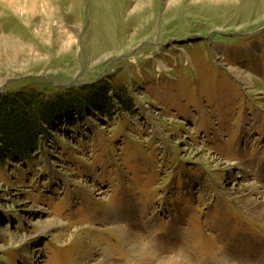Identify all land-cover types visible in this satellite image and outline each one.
Wrapping results in <instances>:
<instances>
[{"label":"rangeland","instance_id":"374dc122","mask_svg":"<svg viewBox=\"0 0 264 264\" xmlns=\"http://www.w3.org/2000/svg\"><path fill=\"white\" fill-rule=\"evenodd\" d=\"M49 2L0 4L25 46L0 45V103L79 96L28 163L0 165V264H264V216L236 198H264V0ZM102 86L105 105L81 100ZM16 117L4 131L34 147Z\"/></svg>","mask_w":264,"mask_h":264},{"label":"trees","instance_id":"16d2710c","mask_svg":"<svg viewBox=\"0 0 264 264\" xmlns=\"http://www.w3.org/2000/svg\"><path fill=\"white\" fill-rule=\"evenodd\" d=\"M108 90V87L102 86L97 92L94 91L91 93L87 91L85 95L86 98L81 100L86 101L88 104L105 105L104 98H107ZM6 96H10L11 98L8 101L0 103V136L2 137V140H0L1 166L9 165V159L10 161L28 163V157H33L37 152L38 147L36 148V144H41L46 140V128L55 126L54 120L58 114L61 115L73 110L79 97L74 91H69L66 94L62 93L54 98H46L40 91H20ZM101 97L103 98V102L100 101ZM82 108H84L83 105ZM16 116L23 119L25 124L31 121L34 125L31 132L32 134L30 135L31 139L28 140L32 142L31 144L34 147L27 148V144H25L21 145V148H19L12 142V135L9 133L7 136L5 132L8 127L7 124L10 123L9 121L11 119L14 120V118H17ZM43 130L45 132L41 133ZM36 132H40L42 135L37 137L38 135ZM3 135L6 136L4 137Z\"/></svg>","mask_w":264,"mask_h":264},{"label":"bare ground","instance_id":"6f19581e","mask_svg":"<svg viewBox=\"0 0 264 264\" xmlns=\"http://www.w3.org/2000/svg\"><path fill=\"white\" fill-rule=\"evenodd\" d=\"M50 0H0V4H4V5H6L7 7H8V9L9 10H12L13 12H16V13H19V14H21L22 12H27V13H31V14H34V12H36V10H37V8H38V5L40 4V3H43V8H44V12H46V13H48V12H52V8H51V6H50V3L51 2H49ZM5 7V6H4ZM13 8V9H12ZM52 15V14H51ZM76 31V30H75ZM65 33V32H64ZM69 34V33H68ZM74 34V33H73ZM72 35V34H71ZM5 42L6 43H8L9 44V46L8 47H11V48H13V49H17V50H23V49H25V46L21 43V42H19V41H17V40H15V38L13 37V39H12V37H7V38H5V37H0V45L1 44H5ZM67 43H71V39L70 38H68V40L66 41ZM247 78V77H246ZM248 79H249V81H250V83H253L254 82V79L252 78V76L250 75L249 77H248ZM249 83V82H248ZM219 163V162H218ZM219 165V164H218ZM257 186V185H256ZM255 186V187H256ZM247 187H249V189L247 188ZM247 187H245V186H243V187H241V188H239V193H238V196H236V198H238V199H240L241 201H244L245 202V208H247L248 210L250 209L252 212H255L256 213V215L258 216L259 214H261V215H263L264 216V198L262 197L261 198V196L260 197H257V193H258V191L259 190H256L255 189V187L253 188V189H250L251 188V186H247ZM259 188V187H258ZM262 190V189H261ZM235 193H237V192H235ZM234 193V194H235ZM263 194V193H262ZM261 195V194H260ZM260 215V216H261ZM262 216V217H263ZM134 220V219H133ZM42 222H40V224H41ZM133 224H134V222H133ZM129 226V225H128ZM42 227H43V230L45 231V232H47V231H49V230H51V229H53V228H55V227H59V222H57V221H54V219L53 220H48L47 222H44L43 223V225H42ZM172 228V227H171ZM151 229V228H150ZM130 230V229H129ZM128 230V231H129ZM141 231H142V229H140ZM127 231V232H128ZM151 231V230H150ZM120 232V231H119ZM122 232V231H121ZM120 232V233H121ZM138 233H141L140 231H136L135 232V234L134 235H138ZM176 233L177 234H179V229L178 228H176ZM119 234V233H118ZM122 234V233H121ZM148 234H150V236H151V234H152V232H149L148 231ZM120 235V234H119ZM125 235H127V233L125 234ZM131 235V234H130ZM141 235H142V233H141ZM166 235V234H165ZM181 235V234H180ZM132 236H133V234H132ZM137 237V236H136ZM141 237L142 236H140V239H141ZM145 238H146V236H144ZM149 237V236H148ZM148 237H147V239H148ZM177 238V237H176ZM137 239H139L138 237H137ZM152 239V238H151ZM132 240V239H131ZM146 240V239H145ZM153 240V239H152ZM183 240V239H182ZM182 240H181V242H182ZM167 241V240H166ZM185 240H183V242H184ZM140 242V241H139ZM178 242V241H177ZM131 244V243H130ZM145 244V243H144ZM136 246V245H135ZM139 246V245H138ZM154 246H155V243H154V245L152 246L153 248H154ZM183 246H184V244H183ZM258 246V245H257ZM185 247V246H184ZM156 248H158V247H156ZM155 249V248H154ZM164 249H166V247H164ZM252 249V248H251ZM263 249V248H262ZM261 249V250H262ZM155 250H157V249H155ZM166 250H168V249H166ZM129 251H130V249H129ZM161 251V250H160ZM164 251V250H163ZM133 252V251H132ZM156 252V251H155ZM252 252V251H251ZM158 253V251L156 252V253H152V252H150V253H146V258L144 259V261H142V263H147V264H154L153 263V261L155 260V261H160L162 264H170L171 262H173V257L175 258V256H163V255H159V254H157ZM163 253V252H162ZM178 253V252H177ZM183 253V252H182ZM262 253H264V249L262 250ZM167 254V253H166ZM174 254V253H173ZM179 254H181L180 252H179ZM185 255V254H184ZM252 256V255H251ZM179 257H180V255H179ZM188 257V256H187ZM253 257H256V255L254 254V256ZM257 258V257H256ZM177 259V258H176ZM179 260V259H178ZM186 260H187V258H186ZM191 260V259H190ZM110 262V261H109ZM109 262H107V261H105V262H102V261H100L99 263L100 264H108ZM174 262H176V263H174ZM173 263L174 264H177V261L175 260ZM185 262V261H184ZM114 263V262H113ZM158 264H159V262H158ZM179 264V263H178Z\"/></svg>","mask_w":264,"mask_h":264}]
</instances>
